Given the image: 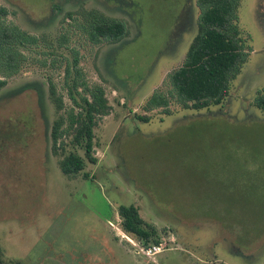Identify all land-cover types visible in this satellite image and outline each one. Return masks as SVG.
<instances>
[{
  "label": "rangeland",
  "instance_id": "1",
  "mask_svg": "<svg viewBox=\"0 0 264 264\" xmlns=\"http://www.w3.org/2000/svg\"><path fill=\"white\" fill-rule=\"evenodd\" d=\"M197 2L0 0L8 11L0 20L39 39L0 89L4 264H264V110L255 105L264 88V0L241 1L250 55L221 104L199 110L171 99L169 115L145 107L172 88L168 76L198 32ZM92 10L125 20L126 37L92 41L82 28ZM97 86L110 113L96 116L91 163L74 144L72 121ZM57 120L64 136L55 153ZM71 153L86 167L67 175L61 162ZM122 204L155 227L153 241L124 232ZM154 244L162 251L146 254Z\"/></svg>",
  "mask_w": 264,
  "mask_h": 264
},
{
  "label": "trees",
  "instance_id": "2",
  "mask_svg": "<svg viewBox=\"0 0 264 264\" xmlns=\"http://www.w3.org/2000/svg\"><path fill=\"white\" fill-rule=\"evenodd\" d=\"M242 0H198L200 10L198 32L187 52L184 63L168 76L169 93L158 91L146 104V110L165 107L169 115L171 99L179 102L184 108L203 109L221 104L229 95L232 82L240 75L247 62L250 51L247 40L242 36L239 27L238 9ZM8 11L0 7V17ZM82 28L90 35L95 43L103 41H120L128 34V24L125 20L112 18L92 10L84 19ZM38 36L22 29L19 25L9 24L0 20V89L11 78L21 72L28 61L23 48L38 44ZM74 65H78L75 57ZM67 71L70 73V68ZM78 84H75L77 87ZM56 95L54 87L51 90ZM92 99L85 97L86 112L72 121L75 126L74 144L85 149L89 162L96 163L95 134L97 115L110 113V105L102 86L91 90ZM255 105L264 110V88L259 90ZM141 120L148 122L146 116ZM63 121H56L52 131L54 152L64 136ZM86 158L71 153L61 162L62 171L76 174L86 167ZM124 232L137 237L141 241H153L155 227L146 222L139 208L134 205L119 206ZM155 243H159L155 240ZM157 245V244H154ZM0 264H4L3 252L0 245Z\"/></svg>",
  "mask_w": 264,
  "mask_h": 264
},
{
  "label": "built area",
  "instance_id": "3",
  "mask_svg": "<svg viewBox=\"0 0 264 264\" xmlns=\"http://www.w3.org/2000/svg\"><path fill=\"white\" fill-rule=\"evenodd\" d=\"M162 246L161 245H152L149 246L148 248H145L144 251L148 255H156L162 251Z\"/></svg>",
  "mask_w": 264,
  "mask_h": 264
},
{
  "label": "bare ground",
  "instance_id": "4",
  "mask_svg": "<svg viewBox=\"0 0 264 264\" xmlns=\"http://www.w3.org/2000/svg\"><path fill=\"white\" fill-rule=\"evenodd\" d=\"M121 234L123 235V237L127 238V240H130L127 236H125V235L123 234V232H121ZM131 242H132V241H131Z\"/></svg>",
  "mask_w": 264,
  "mask_h": 264
}]
</instances>
